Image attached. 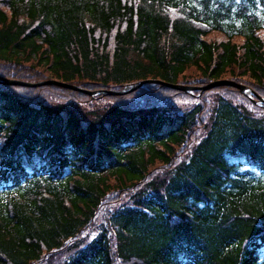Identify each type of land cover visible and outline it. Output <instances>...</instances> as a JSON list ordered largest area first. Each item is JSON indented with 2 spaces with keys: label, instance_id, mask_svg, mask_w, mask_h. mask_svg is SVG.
I'll return each mask as SVG.
<instances>
[{
  "label": "trees",
  "instance_id": "obj_1",
  "mask_svg": "<svg viewBox=\"0 0 264 264\" xmlns=\"http://www.w3.org/2000/svg\"><path fill=\"white\" fill-rule=\"evenodd\" d=\"M259 2L0 0L2 77L254 92L0 82V264H264Z\"/></svg>",
  "mask_w": 264,
  "mask_h": 264
},
{
  "label": "water",
  "instance_id": "obj_2",
  "mask_svg": "<svg viewBox=\"0 0 264 264\" xmlns=\"http://www.w3.org/2000/svg\"><path fill=\"white\" fill-rule=\"evenodd\" d=\"M0 82L2 84H5V85L24 86V87H39V86H43V85H57V86L66 87V88L77 90V91H82V92H85V93L90 94V95H97L100 93H104L106 95H126V94L133 92V91L138 90L139 88L144 87L147 84H160V85H163L165 87H169V88H172V89H175L178 91H184V92H191L194 90L206 91V90L213 89L215 87L227 86V87H235L236 89H239L245 95H249L250 93H253L252 90L250 88H248L246 85L235 82L233 80H229V79L213 81L204 87L189 86V85H183V84H179V83H170V82H166V81L159 80V79H147V80L139 81V82H137V83H135V84H133L127 88H124L122 90H108L105 92H99V91L90 92V91H87L81 87H78L77 85L68 84V83H65L62 81H58V80H47V81L36 83V82H31V81L9 79V78H5V77L0 76ZM258 103H260V104L264 103V99L259 98Z\"/></svg>",
  "mask_w": 264,
  "mask_h": 264
},
{
  "label": "rangeland",
  "instance_id": "obj_3",
  "mask_svg": "<svg viewBox=\"0 0 264 264\" xmlns=\"http://www.w3.org/2000/svg\"><path fill=\"white\" fill-rule=\"evenodd\" d=\"M257 12L259 13L260 16L264 17V5H263V3H260V2L258 3V11ZM41 97L44 98L45 100H47V102L49 100H51V98H48L46 95H41ZM53 101H55V100H53ZM192 104H193V102L191 101V99H184V100H174L172 102H165L164 104H162V106H167V107H170L172 110L176 109V110L182 112V111L186 110L187 108L191 107ZM256 176H257V178H261L260 174H258V173H256ZM105 209L103 210L102 218H105V216L107 215L106 214L107 210H105ZM97 221L101 223V220H100L99 216L97 217ZM102 221H103V219H102ZM94 232L95 231L93 230V228H91L89 230V233L91 235ZM87 233H88V231L85 234H87Z\"/></svg>",
  "mask_w": 264,
  "mask_h": 264
}]
</instances>
